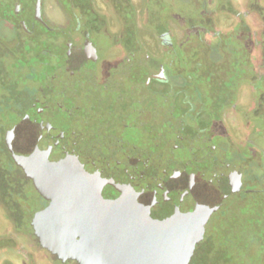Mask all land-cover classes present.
Wrapping results in <instances>:
<instances>
[{"label": "flooded vegetation", "instance_id": "af4514ba", "mask_svg": "<svg viewBox=\"0 0 264 264\" xmlns=\"http://www.w3.org/2000/svg\"><path fill=\"white\" fill-rule=\"evenodd\" d=\"M148 1L151 0H0V45L6 47L3 49L5 54H2L16 58L26 54L29 57L32 70L41 78L34 92L33 105L38 90L66 67L71 55L80 56L79 51L87 53L86 68L93 63L97 85H102L122 66L128 55L146 52L154 62L155 72L149 80V91L173 103L186 138L209 140L215 160L241 167L240 190L231 196L251 194L253 191L246 190L243 181L249 176H246L249 158L254 162L250 166L254 173L251 178L264 182V157L260 159L257 152L251 150V146H258L254 138L258 143L264 139L261 132L264 130V75H260V80L256 79V74L254 78L249 61L254 40L258 38L261 44L264 43V0H217L215 3L214 0H200L208 7L206 12L200 11L199 0H193L194 7H197V17L193 19L198 24L202 22L200 27L192 28L187 21L184 25L171 17L153 34L140 32V36L135 37V26H140L138 18ZM249 14L254 16L249 17ZM187 31L190 36H187ZM105 34L111 42L108 47L100 43V37ZM234 43L239 46L236 48ZM189 49H193V55L187 64L185 59ZM239 69L244 72L241 76L237 74ZM257 81L260 83L256 84ZM200 82L205 84V92L216 103L224 84L229 86L233 82L239 86L230 95L232 100L222 105V113L214 117L217 123L214 135L219 138L216 144L212 141V133L209 134L212 127L210 115H207L209 103H205L207 97ZM8 97H0V106L4 108L0 111V151L6 158L0 171V264H165L163 258L153 255L131 229L123 230L115 216L106 212L96 199L90 198L85 188L80 189L69 179L66 183L69 190L58 191L54 189L56 176L50 175L44 183L51 190L43 196L34 180L27 175L28 168L16 164L13 159V164L27 175L24 179L33 185L44 205L37 211V218L52 214L50 218L54 223L49 225L68 231L69 238H65L67 247L61 250L55 246L51 250L42 248L41 239L34 233L40 228L33 225L36 216L28 221L32 234L19 228L27 223L20 221L24 214L15 206L22 204L31 210L32 199H23L21 193L10 191L15 184L11 185L10 179L6 178L10 176L11 168L6 135L20 123L32 105L10 128L7 119H3V111L8 109ZM250 101H254L253 110L237 109L239 106L245 108ZM253 117H258V126ZM242 143H246L247 154L240 155L241 159L234 158L228 162L214 157L215 152L224 150L226 145L234 148L237 155L241 152ZM44 168L47 173H52ZM24 183L23 186H29ZM208 221L204 226L205 235L195 245L187 264H192L194 255L198 254V247L206 237ZM64 252L68 254L60 256ZM259 264H264V253Z\"/></svg>", "mask_w": 264, "mask_h": 264}, {"label": "water", "instance_id": "95a60500", "mask_svg": "<svg viewBox=\"0 0 264 264\" xmlns=\"http://www.w3.org/2000/svg\"><path fill=\"white\" fill-rule=\"evenodd\" d=\"M84 52L48 79L7 133L12 157L43 196L48 176L58 191L73 180L165 264H187L209 217L240 190L242 169L215 160L209 140L182 134L173 103L148 89V56L128 55L97 85ZM51 227L43 223L40 239L65 249L68 231Z\"/></svg>", "mask_w": 264, "mask_h": 264}, {"label": "rangeland", "instance_id": "374dc122", "mask_svg": "<svg viewBox=\"0 0 264 264\" xmlns=\"http://www.w3.org/2000/svg\"><path fill=\"white\" fill-rule=\"evenodd\" d=\"M192 1L193 0L148 1V5H145L143 7L141 16L140 18H138L140 26H135V37H137L138 34L140 36V32L143 34L146 32H150L151 34H153L158 27H161L163 25L165 26L164 22H167L168 18L171 17L183 24L185 23V21H187V24H189L192 28L200 27V25H202V22H199L198 24L193 19L194 17H197V7H194V3ZM215 1L217 0H214L213 2L215 3ZM199 8L201 12H206L208 10V7H206L202 3V1H200ZM201 12H199L198 10V13ZM244 12H247L246 9L244 10ZM248 16L253 17L254 15L249 14ZM106 36L107 35L105 34L100 37V43L104 47H108L111 44L110 39ZM187 36H190L189 31H187ZM142 46L144 47V45ZM234 46L237 48L239 44L234 43ZM5 48L6 47H1L0 45V97L2 95L9 96L8 109H5L3 111L5 114L3 119L4 121L7 119L6 122L9 123V127L11 128L14 124L17 123L23 112L31 107L34 92L38 89L41 78H39V76L37 77L35 73L36 71L32 70L30 61L28 60L29 57L26 56V54H24V56H22L21 58H16L13 55L5 56L2 54L3 49ZM145 48L147 51V47ZM263 50L264 43L262 42L261 44L259 42V39L256 38L254 40V44L250 47L249 61L250 67L253 70L252 76L255 78L256 74L257 80L261 79L260 75H264ZM3 53L5 54V50ZM142 53L148 56L149 59H151L146 52L142 51ZM192 55L193 49H189L185 59L186 63L188 61H191ZM46 72H50V70ZM242 72L243 71L240 69L239 71L237 70V74L240 76L244 74V72ZM232 80L235 82L236 79L234 78ZM257 82L258 83L256 84L260 83V81ZM231 84H233V86H231ZM199 85L202 86V91L205 92V84L200 82ZM226 86L227 85L224 84L220 89V96L217 103L211 101L212 98L209 97L205 92V96L207 97L205 103H209L207 115H210L209 123L212 125L211 132L209 134L212 133V141L215 144L219 141V138L214 135L217 131V123L215 120L216 118L214 119V117H216L217 114H220V112L222 113V105H226L228 102H230V100H232L233 97L231 96L235 93L234 89L237 90L239 87L233 82L230 83L229 86ZM185 90L188 91V89ZM188 93L190 92L188 91ZM190 94L195 96L193 92H191ZM222 94L223 97H221ZM199 98L200 95H198L197 92V103H199ZM3 109L4 108L0 106L1 112ZM237 109L253 110L254 101H250L248 104H246L245 108L239 106L237 107ZM253 118H255L253 119V121L256 122V126H258V117ZM212 119H214L215 121ZM250 132L251 130H249V133ZM261 132L264 135L263 129L261 130ZM254 139V142L258 144V146H251V150L256 151L260 156V159H262L264 157V139L260 143L257 142V138ZM245 144L246 143L241 144V152H239L237 155H235L234 148L226 145V150H217L214 157L223 159L228 162H231L236 158L239 160L241 159L240 155L242 157V155L247 154ZM256 149H260V151ZM5 159L6 158H4V155H2L0 151V171L3 170L2 165L5 162ZM8 159L11 162L10 176L6 177L5 175H3V177L8 178V180L10 179L9 182L11 185L15 184V188H10V191L21 193L20 197L23 199L26 197L28 199H32L31 210H29L22 204H17L15 206L19 212L24 214V216H21L20 221H22L23 223H27L20 226L19 228L22 229V231L27 232L28 234H32L33 230H30L28 223L34 216H36V219L33 222V225L35 227H41L43 226V223H45V225L47 226L50 223H54V220L50 218L52 214H47L43 216V218H37V211H39L44 205L41 203V201H39L40 197L37 193H35L36 191L33 189V185H31L29 181L25 180L27 178V175L20 172L18 168L13 164L12 154L8 155ZM247 164H249V169L246 171V176L247 174H249V176L245 177V179L243 180L244 188L253 192L251 194L249 193L241 194L239 196H231L224 200L221 208L208 221L205 228L206 237L204 241L199 245L198 254L196 253L194 255L192 264H220V262H224L223 264H259L260 257L264 253V182L260 183L259 181L257 182L251 178L254 173L250 170V166L254 165V162L250 160V158L247 161ZM262 179H264V177ZM24 182H29V186H23V184H25ZM49 218L52 220H50ZM52 228L53 227H51V230H53ZM38 230L39 229L34 230V233L37 236L41 235ZM38 238H40V236ZM43 240L40 241L41 247L48 249ZM34 243L37 245V247H40L38 243ZM58 254L59 251H57V255ZM67 254L68 253L64 252L60 256H66Z\"/></svg>", "mask_w": 264, "mask_h": 264}]
</instances>
